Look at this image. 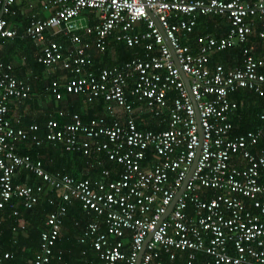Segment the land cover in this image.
<instances>
[{"label": "built area", "instance_id": "obj_1", "mask_svg": "<svg viewBox=\"0 0 264 264\" xmlns=\"http://www.w3.org/2000/svg\"><path fill=\"white\" fill-rule=\"evenodd\" d=\"M16 1L0 0V42L16 36L4 18ZM50 7L22 32L37 45V63L67 57L69 75L51 79L49 93L101 99L104 108L85 119L77 112L61 123L48 119L39 136L37 123L9 118L8 104L31 87L0 59V209L16 216L41 197L54 206L29 264H73L53 250L72 201L88 216L76 236L80 264H135L139 252L138 264H193L197 255L203 264H264V106L260 123L233 133L238 103L230 98L249 90L264 101V0H42V9ZM211 16L225 21L224 33L190 36ZM110 42L132 56L94 70L87 50L103 53ZM235 47L239 62L209 64ZM142 116L155 129L140 128ZM44 142L111 166L75 178L17 152ZM21 173L36 182L17 181ZM11 258L0 246V264Z\"/></svg>", "mask_w": 264, "mask_h": 264}, {"label": "trees", "instance_id": "obj_2", "mask_svg": "<svg viewBox=\"0 0 264 264\" xmlns=\"http://www.w3.org/2000/svg\"><path fill=\"white\" fill-rule=\"evenodd\" d=\"M221 23H222V20L218 16L202 17V18H200L198 25H196V27L191 32L190 36H194V35H197L199 33L205 32V31H214V29L212 30L213 25L218 24L219 28H220V27H222ZM225 29H226V27H225ZM225 29H224V31H225ZM219 33L220 32L214 31V34H219ZM253 39H254V41L257 40L256 38H253ZM118 46L119 47L117 49L119 51V58L117 60L122 61L124 59L129 58V56L130 57L132 56V53H133L132 48L125 47L122 44H120ZM133 49H135V48H133ZM237 49H238V47L230 48L227 50L219 51V52L211 55L210 59H209L210 60L209 64L220 63L223 66H226L228 63H231V62L233 63V61H232L233 59L237 63L239 60V57H240V55H238ZM228 60H230V61L228 62ZM34 63L36 65H38L40 69L45 68V69L53 70L56 67L55 65L50 66V67H45L43 65H40L36 61ZM100 63H101L100 65H111V64H117L118 62L108 61L107 63H104V62H100ZM93 68H96V66L94 65ZM67 72L68 71L66 70L65 73H67ZM12 74L16 78L21 79L18 76H16L14 74V72ZM53 78L54 77H50V79L46 80V82H47L46 86H48L49 81ZM24 80L27 83H29L26 79H24ZM29 85H30V83H29ZM40 86L43 87L42 84H40ZM30 87H31V85H30ZM41 91L42 90H40V91L38 90L39 93H41ZM72 96H75V95H72ZM72 96H71V94L65 93L64 97H62L61 99H58L56 101L61 103L60 105H61V107H63L64 105H66L68 103V101L71 100V98L73 99ZM30 98H31V90H30L28 96L25 99L20 100L19 102L30 101L29 100ZM230 98H232L235 101H239V100H242V101L250 100V101H252L253 99H257L264 106V101L261 98H259L257 95H255L252 91H249V90H238L237 92L232 93L230 95ZM76 101H77L76 98L72 100L73 105L76 104ZM98 101L102 102L101 99H99ZM241 107H243L242 109H244V108L245 109L242 111V109L239 108V106H238V108L236 109V112L239 115L234 117V121H237V119L241 121L243 119V117L248 116L247 115L248 112H249L251 117H254V116H256V113L259 112V108H260V106H258L257 109L254 110L251 108V105H250L249 109H247L244 105ZM76 109L77 110L71 109L70 107L69 108L65 107V110H67V112L64 111L65 115L59 116L57 114V111L56 112L51 111L48 114V117L51 116L52 118H55L56 120H58L59 123H61L63 121L68 120L69 113L73 112L72 110H75V112H77L81 115L80 109L77 107H76ZM250 111H251V113H250ZM43 118H46V117H40V119L35 120V123H37L39 125V130L36 133L39 136H41L43 131H44V122L46 120ZM150 123L152 125L151 127H146V126H142L139 124H138V126L140 128L155 129L154 119L150 120ZM241 127H242V125H240V124H239L238 129H237V127L236 128L234 127L232 130L233 133L240 132L242 130ZM258 147L264 148V143H261L260 145H258ZM54 150L59 151V152L61 151V153H63L64 157L62 158V160L66 159L67 156L70 157L69 160L67 159L66 165L61 166V168L62 167H64V168L60 169V170H62L64 173H67V174H69L75 178L86 177L89 174L95 175L100 169L99 165H96L95 163L90 165V163H88L91 161V159H86L85 157H83L79 154H69L67 152L62 151L58 145H53L51 143H47V144L42 143L39 146H33L30 144H28L26 146L25 145H19L17 152L22 153V154L25 153V154L30 155L31 157H35V158L40 159V161L42 162L43 168L48 172H53V171H55V168L53 167L54 163L51 161L50 156ZM24 176H25L24 173H21L20 175H18L17 181H24L25 180V182H27V183L36 182V181H34L35 178H33L32 176L27 175L26 178H24ZM46 198L47 197H41L40 200H38V202L31 209L24 210L21 207H19L18 208V215H16V216L10 215V210L7 207L0 209V246L3 250L14 251L16 254L14 259L8 260L5 264H26V259H30L31 257H33V254H34L33 252L38 247L39 233L43 229L44 216L50 209L54 208L53 205L47 203ZM55 198L56 197H53V199H55ZM86 219H88V216L85 213H83V211L79 208V206L76 202L72 201L71 205H69L67 207L66 216H65L64 222H63L64 227L66 226V228H67V226L69 225L70 228H69V230L62 232V235L58 238V240L55 242V245L53 247L54 251L61 250L63 258H65L66 260L70 261L73 264H80V261L78 260L79 257L77 254L80 246L78 245L75 238H76L78 232L80 231L81 225L86 221ZM13 225H24L26 233H27V235L25 237L18 235V237L16 238V242H14V243L11 242L12 241L11 227ZM59 247H62V248L59 249ZM193 264H196V262H194Z\"/></svg>", "mask_w": 264, "mask_h": 264}, {"label": "crops", "instance_id": "obj_3", "mask_svg": "<svg viewBox=\"0 0 264 264\" xmlns=\"http://www.w3.org/2000/svg\"><path fill=\"white\" fill-rule=\"evenodd\" d=\"M41 4H42V0H17L11 6V9L14 11L13 14H9V15L6 14L4 17L7 20L8 25L15 29L16 36H14L13 38L3 39L4 41L0 42V59L4 62L10 63L12 67V73L14 72V74L21 79H26L31 85V98L29 99L30 101H22V102L11 101L9 103L8 105L9 118L13 119L15 117H18L20 118L22 125H26L27 123L35 122V120L40 119V117H46V118H43L45 120L51 119L52 118L51 116L48 117V114L51 111L52 112H56V111L57 112L58 111L67 112V110H65V107L66 108L70 107L71 109H75V110H77L76 107L79 108L83 119L93 116L95 114H102L104 107L102 105L103 102L98 101L99 99L93 102H86L85 97L83 95L71 94V96L75 95L72 97L73 99L75 98L77 99L76 104L73 105V102H72L73 99L71 98V100L68 101L66 105L64 106L62 105L63 107H61L60 105L61 103L56 101L53 95H51L48 92V89H47L48 86H46L47 79H50V77H54L56 79H63V77L69 75L67 74L68 72L65 73L66 70L68 71L67 69L68 61H67L66 55L64 54L62 60L58 64L55 65L56 67L53 70H49L45 68L40 69L39 66L34 63L35 55L37 53V45H35L27 37L23 36L22 32H23L24 26L29 21V19L33 17L44 18L52 12L53 10L52 7L44 10L41 8ZM219 18L222 20V23H221L222 27L219 28L218 24H214L212 27V30L214 29V31L220 32L219 34H222L225 32L224 29L226 27V23L221 17ZM214 31H210V32L214 33ZM253 38H251V40H254ZM58 39L64 47L67 46L68 43L65 38H62L60 36L58 37ZM253 42L254 44H257L258 47L263 45L262 42L260 41L261 42L260 43L258 40H255ZM118 47L119 46L117 44L110 42L107 45L105 51L100 54L97 53L94 49L89 48L87 52L92 61V68L94 65L96 66V68H93L94 70H97L98 68L102 66H109V65H100L101 64L100 62L107 63L108 61H112V62L121 63L122 61L126 60V59L122 61L117 60L119 58V51L117 49ZM237 50H238V55H239V51H240L239 48ZM261 53H264V47H262ZM229 61L230 60H228V62ZM232 61L233 63L235 62L234 59ZM233 63L232 62L228 63L226 66H230ZM40 84H42L43 87H41ZM38 90L39 91L42 90L41 93H39ZM64 94L65 93L62 92V97H64ZM237 103H238L239 108L241 109L243 108L241 107L243 105L247 109H249L251 105V108L254 110L257 109L258 106H260L259 112L256 113V116L251 117L248 112L247 113L248 116L243 117L241 121L238 119L237 121H234V117L239 115L236 112V110L234 111L232 115L233 128L237 127L238 129L239 124L242 125L241 127L242 130L238 133H241L248 129H252L257 125V123H260V121L258 120V114L262 111L263 104H261L259 100L257 99H253L252 101L239 100L237 101ZM244 109H242V111ZM75 110H72V111L75 112ZM142 119H143V122H142L143 124L138 123L139 125L146 126V127L152 126L150 123V120H153L152 118L144 116ZM44 143L47 144V142H44ZM63 157L64 156H63V153H61V151L60 152L55 151V150L53 151V153L50 156V159L54 163L53 167L55 168V171L51 173H64L62 170H60L64 168V167L61 168V166H65L67 159L69 160L70 157L67 156L66 159L62 160ZM90 162L92 164L95 163L96 165H99L100 169L111 166V163L105 160L101 156L98 157L94 161L91 160ZM99 171L95 175L89 174L88 177H98ZM19 226L21 225H13L11 227L12 239L15 238L16 240L18 235L23 236V237L27 235L24 225H22L23 226L22 228H20ZM69 228H70L69 225L67 226V228L66 226L64 227L63 225L60 231V236L62 235V232L69 230ZM61 248L62 247H59V249ZM36 250H34L33 253H35ZM11 253H12L11 259H14L16 254L14 251H11ZM31 258L26 259V264H29V261L31 260ZM195 262L197 264H203L202 256L197 255Z\"/></svg>", "mask_w": 264, "mask_h": 264}, {"label": "water", "instance_id": "obj_4", "mask_svg": "<svg viewBox=\"0 0 264 264\" xmlns=\"http://www.w3.org/2000/svg\"><path fill=\"white\" fill-rule=\"evenodd\" d=\"M151 17H152V15H151ZM165 42L167 43L166 40H165ZM167 45H168V43H167ZM171 51H172V50H171ZM180 76H181V78L184 80V84H185V86H188V79L184 76V74H183L182 72H180ZM195 113H196V122H197V124H198V116H197V112L195 111ZM198 132H199V127H198ZM194 162H195V158H194L193 163H192V165H191V167H190V170L192 169ZM171 205H172V203H171ZM171 205H170V207H171ZM170 207H169V208H170ZM139 257H140V252H139V254H138V256H137V259H136V263H135V264H138V263H139Z\"/></svg>", "mask_w": 264, "mask_h": 264}, {"label": "rangeland", "instance_id": "obj_5", "mask_svg": "<svg viewBox=\"0 0 264 264\" xmlns=\"http://www.w3.org/2000/svg\"><path fill=\"white\" fill-rule=\"evenodd\" d=\"M86 14H87L86 12H82L81 14H79L77 16V20L79 21V23L81 25L84 24V23H86V21H87Z\"/></svg>", "mask_w": 264, "mask_h": 264}, {"label": "bare ground", "instance_id": "obj_6", "mask_svg": "<svg viewBox=\"0 0 264 264\" xmlns=\"http://www.w3.org/2000/svg\"><path fill=\"white\" fill-rule=\"evenodd\" d=\"M41 65V64H40ZM44 66V65H43ZM9 105V104H8Z\"/></svg>", "mask_w": 264, "mask_h": 264}]
</instances>
